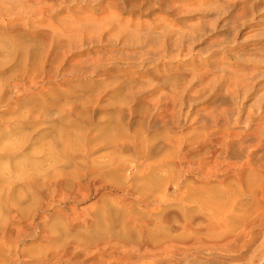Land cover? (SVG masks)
Returning <instances> with one entry per match:
<instances>
[{
    "label": "rangeland",
    "instance_id": "374dc122",
    "mask_svg": "<svg viewBox=\"0 0 264 264\" xmlns=\"http://www.w3.org/2000/svg\"><path fill=\"white\" fill-rule=\"evenodd\" d=\"M24 62L36 84L16 89ZM2 99L0 147L28 150L0 153V177L21 190L0 179V232L19 229L0 239V264H91L106 243L183 242L186 149L224 138L264 173V0H0ZM44 140L49 159L31 152ZM257 233L239 264H264ZM62 252L73 258L51 261Z\"/></svg>",
    "mask_w": 264,
    "mask_h": 264
},
{
    "label": "bare ground",
    "instance_id": "6f19581e",
    "mask_svg": "<svg viewBox=\"0 0 264 264\" xmlns=\"http://www.w3.org/2000/svg\"><path fill=\"white\" fill-rule=\"evenodd\" d=\"M17 70L18 69L14 70V72ZM31 71L32 70L30 69L29 64H27V62H24L21 65V68L19 69V72L23 73V75L17 76L21 78L20 79L21 82L16 83V85L13 87L16 89H20L21 86L35 85L36 77H31L30 75ZM45 71L46 70L44 69V72ZM42 78H43L42 81H46V80L49 81L51 79L47 75L46 76L43 75ZM4 100L2 99V101H0V105L5 104L6 102L9 104L8 102L9 100L6 102ZM24 133L25 132H23V134ZM19 135L21 134H18V136L13 135V137H19ZM28 135H25L23 137V141L21 143L27 144L30 137V135L29 136ZM63 135L68 137L67 139L70 140L69 138L71 135L70 131L64 132ZM43 136H41V138ZM7 138H10V136L9 137L7 136ZM216 139L208 138L207 141L205 143H202L198 148L190 146L189 149H186L187 150L186 152L184 151L186 154L183 153L185 154L184 157L182 156L184 159L181 157L185 161L182 162L185 164L184 174L187 181V194H188V202L190 205V206L186 205L188 208L190 207L188 214L180 218L179 216H177L180 221L178 226L179 228L177 231L179 232L181 230L183 232V235L186 234L184 241L181 242L180 239L174 238L172 240L170 239L169 242L167 241L166 245L151 246L149 243L143 240L142 244L136 247L137 249L135 251L130 250V248L128 249V247L126 246L124 247V245L123 247L121 245L119 246L116 243H115L116 245L113 243L112 244L109 243L108 245V243H106L104 244V246L101 245L103 247L97 248V250L93 246L97 252L93 251L94 249L93 248L92 249L93 252L91 251L92 255L95 256L98 253L101 255H97L95 257L103 256L105 258V260L102 261L101 260L98 261L99 259L96 260L98 261L97 264H139V263L163 264L162 262L164 258L165 259L168 258L169 261L164 260V262H166L167 264H173V263L177 264L179 263V261H187L188 264H198L197 262H199V264H208V263L239 264L245 262L247 257H249L250 252L253 249V246L257 242L258 239L257 232L262 228H264V178H261L264 177L262 176L264 175V173L263 171H259L260 169L259 170L255 169L257 167H254V165H252L251 163L252 156L250 157V154H247L246 156L242 155L244 156V159L246 161L244 163L242 161L241 164H238V162H236L235 160L236 159L243 160V158H239L235 153L230 151L229 145L227 146V148L222 147L226 144V143L224 144L223 142L224 138H220V140H216ZM67 142L69 143V141ZM214 145L216 146L219 145L220 147L218 146L219 148H214ZM51 146L54 147L53 144H50V141L49 143H46V141L44 143L41 142L40 144H38V146H36V148H33L32 151L30 149L29 154L30 151L33 154V153H37L36 152L37 150L38 151L41 150L42 151L41 153H44V155H46L45 158L49 159L47 157L49 154L51 157H53L51 155L52 153ZM222 148L226 149V151L223 152ZM16 149L17 148H15L14 146L12 147L5 146L1 148L0 153L1 152L10 153L9 151H11L16 153L20 152L21 154L23 152L25 153V151L28 150L25 147H22L19 150ZM22 158L27 159L28 157L27 155H23ZM28 165H26V167H28ZM31 166L34 167L33 165ZM259 167L261 166H258V168ZM12 178L14 177H10L9 175L6 181V178L0 177L1 184L2 185L7 184V186L9 187L8 190L9 193L11 191L15 192L14 194H16L17 192L19 193V191L21 190L15 188L16 186L14 185V181ZM54 187L55 188L59 187L58 182L54 185ZM15 189L17 191H14ZM20 194L21 193H19V195ZM249 202L251 203L255 202L256 209H254L255 213L253 214H257V215L248 214V213L251 214L252 212L250 209L247 208ZM245 212L247 213V215ZM238 213H241V215H238ZM165 218L167 219L168 217L165 216ZM14 222H12V224L8 223L7 227H5V229H3L2 232H0L1 241H4L6 239L11 240V238L15 236L18 237L19 229L18 227L16 228L17 224L15 225ZM241 225L242 227H239ZM238 227L241 229H239ZM176 238H180V237L177 236ZM133 248L134 247H132V249ZM68 254L64 253L61 256H59V254L55 255L51 261L61 262L64 261V259L69 260L73 258L70 257L71 254L70 256ZM135 255L137 256V258H135L136 260H133V257ZM93 256L91 257L93 258ZM78 258H80V256ZM22 260L23 259L20 258V260L18 261L21 262ZM96 261L95 263H91V264H96Z\"/></svg>",
    "mask_w": 264,
    "mask_h": 264
}]
</instances>
